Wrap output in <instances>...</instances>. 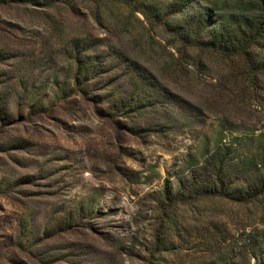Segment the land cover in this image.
Instances as JSON below:
<instances>
[{"label": "rangeland", "instance_id": "1", "mask_svg": "<svg viewBox=\"0 0 264 264\" xmlns=\"http://www.w3.org/2000/svg\"><path fill=\"white\" fill-rule=\"evenodd\" d=\"M242 2L0 0V264H264V35L199 43Z\"/></svg>", "mask_w": 264, "mask_h": 264}, {"label": "trees", "instance_id": "2", "mask_svg": "<svg viewBox=\"0 0 264 264\" xmlns=\"http://www.w3.org/2000/svg\"><path fill=\"white\" fill-rule=\"evenodd\" d=\"M242 1V3H237L234 8H231V12L225 15L224 19L220 11H217L219 9L208 8L206 5H203L204 7L201 8L199 14V22L206 23L205 29L210 26L209 22L212 21L211 15L217 17V14H219V19H222V21L220 22L219 30L215 31L214 35L213 33L209 36L207 35L211 37L210 40L204 41L205 35L203 41L199 43L204 44V50L217 51L221 57L231 58L233 55L241 56L251 63L253 60L252 50L258 46L259 40L264 35V0ZM261 65L260 69H264V62ZM261 166L264 167V160L261 161ZM216 183L220 186L224 185L221 172L216 178ZM220 196L230 198V195L225 193L220 194Z\"/></svg>", "mask_w": 264, "mask_h": 264}]
</instances>
